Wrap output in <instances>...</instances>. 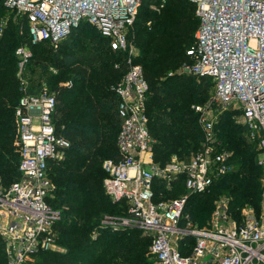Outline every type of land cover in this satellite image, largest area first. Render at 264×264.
Instances as JSON below:
<instances>
[{"label": "built area", "instance_id": "2783aa9c", "mask_svg": "<svg viewBox=\"0 0 264 264\" xmlns=\"http://www.w3.org/2000/svg\"><path fill=\"white\" fill-rule=\"evenodd\" d=\"M141 1L0 0V6L22 17L30 44L49 40L56 46L73 27L88 23L111 49L124 52L126 71L114 86L121 119L118 157L105 158L102 168L105 191L125 207L105 215L101 225L139 229L150 236L155 264H264V0H188L195 5L198 24L186 49L193 60L181 68L210 77L214 86L204 102L193 104L202 132L200 148L187 160L173 153L163 165L153 157L148 82L128 34ZM4 23L1 18L0 35ZM15 53L19 75L32 50L20 44ZM55 106L56 96L47 86L31 91L22 81L14 108L20 176L0 188V238L8 264H24L33 253L57 247L54 225L60 210L47 201L48 162L60 158L69 141L56 132ZM228 108L238 115L263 168L260 207L248 205L234 216L228 198L219 195L211 220L202 226L185 211L189 193L209 191L215 179L234 172L239 162L218 128L220 114ZM179 175H184V193L155 196L157 177Z\"/></svg>", "mask_w": 264, "mask_h": 264}, {"label": "trees", "instance_id": "16d2710c", "mask_svg": "<svg viewBox=\"0 0 264 264\" xmlns=\"http://www.w3.org/2000/svg\"><path fill=\"white\" fill-rule=\"evenodd\" d=\"M160 2L161 0H142L134 24L136 23L138 29L143 28L145 34L151 35L149 39L141 40L148 42L144 51L151 63L146 64V61L140 60L141 58L136 60L141 61L148 82L146 93L148 130L156 137L152 147L153 157L156 161L164 162L173 153L179 158L189 157L200 148L202 132L190 106L193 104H191L193 96L199 99L207 96L206 77L208 76L175 72L183 63L193 60L186 53V49L194 40L193 33L198 24L195 5L188 0H166L165 5L163 3L154 10L151 5H160ZM6 10L0 6V15ZM22 23L23 19L19 15L15 19L10 18L0 35V177L3 183L10 185L12 180L20 176L18 169L20 154L15 143L14 108L24 80L21 73L17 74L15 54V48L21 37L32 50V55L22 71H36L32 75L29 73L27 77L31 85H35L29 88L27 86L31 91L42 85L43 76L51 81L52 76L46 72L48 59H52L54 61L52 63L57 67H67L72 70L68 77L73 83L56 86V90L53 91L56 96L53 113L56 132L69 141V145L64 150H68L71 143L80 142L79 139L85 138V129L91 127L88 126L89 124L102 126L111 118L115 119L112 122L114 140L109 144V152L112 153L106 158L118 157L116 138L121 119L117 113L118 97L114 86L126 71L124 52L111 49L107 38L88 23L73 27L56 46H53L49 40L30 44L26 24H23L25 34L19 32ZM46 47L50 49H45ZM90 67L97 68L91 72ZM169 70L172 75L167 76ZM90 75H93L92 79L88 77ZM232 112L231 108L225 109L220 114L218 122L230 120ZM220 133L226 146L234 149L237 159L244 164L236 172L241 178L234 177L230 183V190L236 193V201L232 208H236L239 212L240 205L244 203H258L261 179L257 170L260 167L254 162L256 151L242 124L229 123L225 130H220ZM94 134L98 135V132L95 131ZM103 144L106 145L107 142ZM63 162L61 158L51 159L48 162V175L55 174V182H57L53 189L55 196L51 200L53 202L55 200V204L58 205H52L47 196L49 204L60 209V218L54 225V239L55 241L58 239L57 242L62 247L39 250L33 253L37 255L35 260L31 257L28 263L155 264L149 252L150 237L139 229L95 230L100 221L99 211L112 209L119 204L121 208L116 213H121L125 207L124 201H117L115 204L101 192L97 185L101 176L97 172L99 167L97 159L95 157L87 159L82 165L83 169H78L69 162L67 164ZM54 165L55 169L52 171ZM230 175H233V172L215 179L207 192L191 194H208L203 195L207 196L204 203L210 207L220 195L216 193V188ZM74 176H79L81 179H75ZM104 176L103 171V178ZM183 177L184 175H179L175 182L181 181ZM188 201L189 195L185 211L189 212L196 223L197 221L201 223L195 216L193 206L187 205ZM207 211L208 209L199 211L200 219ZM0 264H8L1 238Z\"/></svg>", "mask_w": 264, "mask_h": 264}, {"label": "rangeland", "instance_id": "374dc122", "mask_svg": "<svg viewBox=\"0 0 264 264\" xmlns=\"http://www.w3.org/2000/svg\"><path fill=\"white\" fill-rule=\"evenodd\" d=\"M163 3L165 5L166 0H164ZM159 7L160 6L157 5L156 7L154 6L153 9L154 10H157ZM16 17H17L16 11L15 10H10V9H7L3 15H0V19L2 18V19L5 20L4 28H5L7 22H8V20L10 18L15 19ZM19 32L21 34H25L24 31H23V29H21V26L19 27ZM128 34H129L130 43L135 48L136 58L138 60H139V58H141L140 59L141 61L143 59V61H146V64L151 63L149 61L147 55H146V52L144 51V48L148 45V42L141 41V40H147V39H149V37L151 35L149 36V35L145 34L143 28L138 29L136 23L135 24L133 23V25L130 28ZM24 38H25V36H24ZM17 44L20 45V44H27V43L23 42V38L21 37V38H19V42ZM53 46H55V45L53 44ZM45 49H50V48L49 47H46ZM16 57H17V55H16ZM48 62H49V64H48V67L46 68L47 69L46 72L49 75L52 76L51 77V81L49 82L43 76L42 83H41L42 85L41 86H47L50 90L54 91L57 88L56 86H66V85H71L73 83L69 79V77H68L72 73L71 72L72 70H70L67 67H61V68L60 67H57L55 65V63H52V62H54V61H52V59H48ZM100 62L101 61H99L98 64H100ZM96 68L97 67H90L89 70L91 72H93V71L96 70ZM35 72L36 71H34V70H30V72H29V70H23L21 72L22 78L24 79L25 84H27L28 88H29V86H31V87L32 86L33 87L35 86V85H31V83L29 82V79L27 78L28 75H29V73L32 75ZM170 72H171L170 70L167 72V74H168L167 76L172 75V73H170ZM175 72L178 73V74H180V73H182V74L189 73V72H187L185 70H182L181 66ZM60 76H62L63 78H60ZM88 77L90 79H92L93 78V75H90ZM196 78L199 80L198 77H196ZM195 82H194V86H196V83ZM206 84H207L206 85V89H208L207 90V96H208V94L210 96V94L213 91V86H214L213 85V81H212V79L210 77H206ZM79 90H81V87H79ZM207 96H205V97H207ZM205 97L203 99H199V97L193 96V101L191 102V104L192 103L193 104L201 103V101L204 102L208 98V97L207 98H205ZM193 104L190 107L193 110L192 112H193L195 121H196L199 129L201 130L200 125L197 122V114H196V112H195V110L193 108ZM234 114H236V113H234V111H233L232 112V115L230 117V120L231 121L230 120H224V122H222V123H219L218 122V128L223 131V130H225V128L228 126L229 123L234 124V125L241 124V123H239L238 115H234ZM113 121H115V119H111L110 118L107 121L108 123L107 124H103L102 126H96L94 124L93 125L92 124H89L88 126H91V127H89V129H85L86 130L85 131L86 132L85 138L84 139H79L80 142L75 141V142L71 143V145L68 148V150H66V151L64 150L60 158H61V160H64V162H63L64 164H67V162H69L72 166H75L78 169H83V167H82L83 163L87 159H89L91 157H95L97 159V162H98L97 166H99L98 169H97V172H98L99 176L101 175L99 177V180L97 181V185L99 186L101 192L106 195V198L109 199V201H113L116 204L117 201L113 200L108 195V193L105 191V189H104V186H103V170H102V162H103V160L112 153V151L109 152V148H110V145L109 144L114 140V137H112V130H113L112 122ZM15 126H16V122H15ZM88 126H87V128H88ZM95 131L98 132V135L94 134ZM15 133H16V128H15ZM149 133H150V131H149ZM150 135H151V138L153 139V143H154V141L156 140L155 139L156 137L154 135H152L151 133H150ZM105 141L107 142L106 145L103 144V142H105ZM153 143H152V147H153ZM171 157H172V154L170 155L169 158L166 159V161L160 162V161L157 160V162L160 165H163V164L169 162L171 160ZM178 158H179V156H178ZM180 159L187 160L188 159V156L187 157H181ZM254 162L257 165H259L257 163V161H256V158H255V161ZM242 166H244L243 162L242 161H239L238 162L237 169L235 170V172H233V175L227 176L226 177L227 179H225L222 183H220V185L216 188V193L218 192V193H220V195H224V196H226V198H228V205H229V207L231 209L232 215H234V216L238 215L239 212H240V210L243 209L244 207L248 206V205H252V207L257 208V209L260 207V195H259L258 203H256V204H252V203L245 204L244 203V204L240 205L239 212L236 211V208H232L233 203H235V201H236L235 200L236 193L235 192H232L230 190V183H231V181H232V179L234 177L235 178H241L240 174L239 173H236V172H238L241 169ZM259 167H260V169L257 170V171L260 172V179H261V176L263 174V168H262L261 165H259ZM54 169H55V165L52 166L51 170L53 171ZM234 173H236V174H234ZM237 175H239V176H237ZM73 178H75V179H78V178L81 179V177H79V176H74ZM176 178H171L170 180H167V179H163V178L157 177L154 180L155 196L156 197H160L161 196V197L173 198V196H177L178 194L184 193L186 191V189L183 186V180H181V181L180 180L179 181L177 180V182H175ZM17 179L18 178H15L14 180L11 181V183L13 181L17 180ZM55 179H56L55 174H53L52 176H49L48 175V180H49V183H50V190H49L48 199H49V202L52 205L57 206L58 204L57 203L55 204L56 201L54 200V202H53L51 200V199H54V196H55V193L53 191V189L55 188V185L57 184V182H55ZM225 181H227V182H225ZM8 184L3 183V181H2V179L0 177V188H6V185H8ZM214 192H215V190H214ZM102 193H101V195H102ZM203 195H208V194H203V193L191 194V193H189V201L187 203V205L193 206L192 209L196 213L195 216L197 217V219H199L201 221V223L198 222L196 219L195 220L197 221V223L199 225H202V226L207 225L208 222L211 220L212 208L214 206V203H211L210 207L207 206V205H205L204 199L207 196H203ZM94 201L96 202V199H94ZM213 202H215V200ZM120 208H121V205L118 204V205H116L112 209H107L105 211L104 210L99 211L98 212L99 213L98 217H99L100 221H99L98 226L95 227L96 228L95 230H98L99 231V230L110 229V231L111 230L112 231H115V230L123 229V228H119V227H117V228L105 227V226L101 225V223H100L101 222V219L105 215L119 214V212L118 213H116V212L119 211ZM205 209H208V211L206 212V214L204 215V217L203 218L201 217V219H200L199 211L200 210L203 211ZM94 233H96V231H94ZM148 237H150V236H148ZM57 240L58 239H56V243H57L56 244V246H57L56 249H59V248L61 249L62 246L57 242ZM102 244L103 243L101 241L100 245L102 246ZM36 256H37L36 254L30 255L27 258V260L24 262V264H29L28 262H29L30 258L32 257L31 259L32 260H35Z\"/></svg>", "mask_w": 264, "mask_h": 264}]
</instances>
